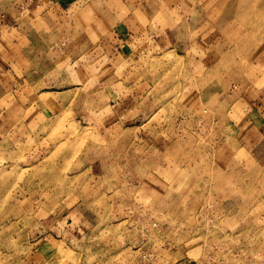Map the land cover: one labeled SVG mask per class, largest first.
Returning <instances> with one entry per match:
<instances>
[{
    "label": "rangeland",
    "instance_id": "1",
    "mask_svg": "<svg viewBox=\"0 0 264 264\" xmlns=\"http://www.w3.org/2000/svg\"><path fill=\"white\" fill-rule=\"evenodd\" d=\"M0 264H264V0H0Z\"/></svg>",
    "mask_w": 264,
    "mask_h": 264
},
{
    "label": "crops",
    "instance_id": "2",
    "mask_svg": "<svg viewBox=\"0 0 264 264\" xmlns=\"http://www.w3.org/2000/svg\"><path fill=\"white\" fill-rule=\"evenodd\" d=\"M62 1H65V0H62ZM68 1L71 2V3H73V4H78V2L79 1H82V0H68Z\"/></svg>",
    "mask_w": 264,
    "mask_h": 264
},
{
    "label": "bare ground",
    "instance_id": "3",
    "mask_svg": "<svg viewBox=\"0 0 264 264\" xmlns=\"http://www.w3.org/2000/svg\"><path fill=\"white\" fill-rule=\"evenodd\" d=\"M227 10V9H226ZM224 14V13H223ZM222 24V23H221ZM221 28V27H220Z\"/></svg>",
    "mask_w": 264,
    "mask_h": 264
}]
</instances>
